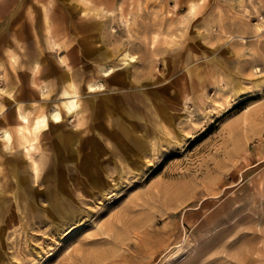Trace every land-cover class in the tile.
<instances>
[{"label":"rangeland","instance_id":"1","mask_svg":"<svg viewBox=\"0 0 264 264\" xmlns=\"http://www.w3.org/2000/svg\"><path fill=\"white\" fill-rule=\"evenodd\" d=\"M187 1L0 0V264H264V0Z\"/></svg>","mask_w":264,"mask_h":264},{"label":"bare ground","instance_id":"2","mask_svg":"<svg viewBox=\"0 0 264 264\" xmlns=\"http://www.w3.org/2000/svg\"><path fill=\"white\" fill-rule=\"evenodd\" d=\"M188 11L193 13L196 11L198 7V2L196 1H189L188 3ZM200 4V2H199ZM45 19L46 15H45ZM46 31L48 29L46 25ZM122 57H125L128 62L133 61L135 59V56L133 54H129L127 52H121ZM120 56V55H119ZM123 59V58H122ZM60 60L64 62L66 65L67 69L71 68V65L65 61L63 57H60ZM36 62V61H34ZM38 64V63H37ZM33 69V68H32ZM38 69V67H36ZM114 68L109 67L107 70H104L101 72L103 76H107L111 72H113ZM36 72V70H35ZM67 74V73H64ZM65 80V79H64ZM94 82V81H93ZM91 79H86L85 80V87L88 91H94L95 89H100L102 87L101 83L94 84ZM38 84V83H37ZM77 82L74 80V78L70 75H68V80L66 84L63 85L61 89V96L64 98L63 101H61L59 108L55 109L51 113H49V116L43 111L40 110L31 120L28 118L29 116L27 115H21L17 113V118L20 120V128L23 133V137L25 138L24 141L26 143L22 144L24 152L26 156L31 160V170L33 172L34 177L36 178L38 176V163L36 160L33 158L32 153L34 150H36L37 145V139L40 137L42 134L43 130L46 128L48 123V118L49 120L54 123L53 125H58L59 122H61L65 116L68 115H73L79 112V107L81 105L80 100H79V90L77 86ZM39 85V84H38ZM37 86V85H36ZM9 96H11L10 93H7ZM56 127V126H55ZM56 130V129H55ZM58 133V130H57ZM3 139L7 142V144L12 143V137L11 133L8 131V129L3 130ZM139 141L136 139L133 140L132 146L133 147H138ZM95 177V176H94Z\"/></svg>","mask_w":264,"mask_h":264},{"label":"crops","instance_id":"3","mask_svg":"<svg viewBox=\"0 0 264 264\" xmlns=\"http://www.w3.org/2000/svg\"><path fill=\"white\" fill-rule=\"evenodd\" d=\"M191 1H193V0H190V2ZM188 3H189V1H187ZM189 5V4H188ZM189 7V6H188ZM47 27H48V29H49V25L47 24ZM100 38L99 37H97L95 40H96V42L95 43H97L98 42V40H99ZM12 48L10 47L9 49H7V51H6V59H7V61L9 62V64L12 66L13 65V63H14V60H13V58H10L8 55L9 54H12L11 53V50ZM101 55H103V56H105L106 55V53L104 52V51H102L101 52ZM60 57H64V56H60ZM60 57H59V60H60ZM65 58V57H64ZM32 60V62H33V66L35 67H38V65H39V58L38 57H35V58H33V59H31ZM67 60V59H66ZM34 61H36V62H34ZM61 61V60H60ZM62 62V61H61ZM70 65H71V68L70 69H67V67H66V65H65V71H64V73H67V74H64L63 73V78L65 79H63L64 80V83H63V85L64 84H66V82H67V80H68V75H70V76H72L73 78H74V80L78 83L79 81H78V77H77V75H75L74 73H73V67H72V64L69 62V61H67ZM38 63V64H37ZM64 63V62H63ZM78 84H80V83H78ZM63 85H61V88H62V86ZM78 87H79V85H78ZM61 88H59L60 90H61ZM9 90H11L12 92H13V94H12V96H9L7 93L9 92ZM0 91H2L5 95H6V97H7V99H9V101H12V97H15V94H16V92H17V88H15L14 86H11V87H7L6 89H4V90H2V89H0ZM17 112L18 113H20L21 115H24V113H26L27 112V110H21V106L20 105H15V109H14V117H15V119H16V121H17V125H18V120H17V118H16V115H17ZM55 126H57V125H55ZM10 133H11V131L10 130H8ZM11 136H12V134H11ZM15 140V139H14ZM15 143V142H14Z\"/></svg>","mask_w":264,"mask_h":264}]
</instances>
